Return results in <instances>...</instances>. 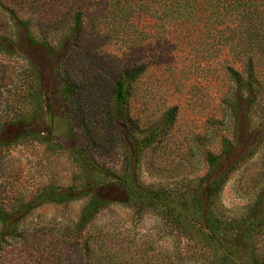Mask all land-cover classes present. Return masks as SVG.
<instances>
[{
    "label": "rangeland",
    "instance_id": "obj_1",
    "mask_svg": "<svg viewBox=\"0 0 264 264\" xmlns=\"http://www.w3.org/2000/svg\"><path fill=\"white\" fill-rule=\"evenodd\" d=\"M136 4L0 0L3 208L58 188L72 199L24 206L26 223L101 233L132 264H264V13L199 0L192 19H150ZM135 69L119 110L115 84ZM210 156L216 194L200 187ZM99 186L158 202L92 214Z\"/></svg>",
    "mask_w": 264,
    "mask_h": 264
},
{
    "label": "trees",
    "instance_id": "obj_2",
    "mask_svg": "<svg viewBox=\"0 0 264 264\" xmlns=\"http://www.w3.org/2000/svg\"><path fill=\"white\" fill-rule=\"evenodd\" d=\"M102 1L111 3V0ZM127 1L128 0H115L117 6L121 9L124 6H120V3L125 4ZM131 1L135 2V4L138 2L135 6H138L139 8L144 7L147 9L150 14V19H155L156 15L160 12L159 17L172 20L179 17L192 19V17L198 12L196 1L198 2L199 0ZM225 1H228V6H231L233 10L234 8L239 7L238 4L246 7V12L243 8L242 12L237 14L241 20L245 19L249 20V22L257 21V16L264 13V0ZM231 4H235L234 7ZM235 11V17L237 18ZM80 16L81 13L78 12L73 17L70 32L74 37L79 33L78 19ZM261 21L262 20H260V22ZM48 24V27H53V23ZM140 71V69H135L127 72L123 79L115 84L114 102L119 110H122L125 106L128 96L129 82L136 79ZM68 90L71 92L69 88ZM3 126H5V124L0 123V132ZM11 142H13L12 139L3 142L0 137V148L2 146H8ZM227 145L228 142L223 149V154L228 152ZM219 160V156L209 157L210 175L200 181V187H206L209 194H216L224 181V175L218 177L217 174L215 175L213 173L219 164ZM206 181H208V183H206ZM113 185L124 188V185L122 184ZM105 188L106 187L100 186L98 188L94 187L92 192H89L92 197L89 207L92 214L99 212V210L104 209L112 203L127 205L128 200H133L134 205H136L135 203H139L142 207H152V204L158 202L157 195L155 194H150V196L145 197L143 195L134 196L132 193H125V198L123 199L107 198V196L104 195ZM199 190L197 192L198 198L196 197V201L198 202L200 209H204V204L200 200L202 193H200ZM68 193L69 192L61 191L58 188H44L41 190L40 197H36L26 204L17 202L13 205L12 210L9 211L3 208V200H0V264H132L129 257L126 256V254L128 255L129 253L128 250H113L112 247L107 248L100 239L101 235L99 234L101 233H98V236H85L82 240H78L75 235H72L71 232L68 231V229L58 230L56 232L58 236H54L53 228H47L46 226L35 227L32 226L30 222L26 223V214L21 212V209L24 208V206L34 208L43 203V201L64 203L72 199ZM42 198L43 200H41ZM90 242L94 243V246L91 245ZM120 251H123L126 254H121Z\"/></svg>",
    "mask_w": 264,
    "mask_h": 264
}]
</instances>
